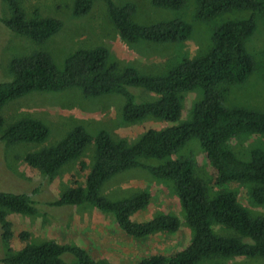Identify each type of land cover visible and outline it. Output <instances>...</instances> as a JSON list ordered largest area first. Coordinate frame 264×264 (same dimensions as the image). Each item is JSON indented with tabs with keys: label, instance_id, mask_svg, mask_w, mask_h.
<instances>
[{
	"label": "trees",
	"instance_id": "16d2710c",
	"mask_svg": "<svg viewBox=\"0 0 264 264\" xmlns=\"http://www.w3.org/2000/svg\"><path fill=\"white\" fill-rule=\"evenodd\" d=\"M6 1L9 17L0 20L13 32L42 43L55 34L61 22L54 17L27 18L20 0ZM109 19L120 37L127 42H182L192 32V23L175 16L150 24L133 20L135 4L122 5L103 0ZM186 0H151L154 6L180 9ZM93 0H74L73 13L82 15ZM193 17L209 20L225 13L243 16L220 21L212 32V43L202 54L183 57L161 74H143L133 66L121 68L108 61V50L102 45L79 48L68 55L59 67L49 53L37 50L12 57L7 70L12 79L0 82V140L6 144L42 142L48 128L34 117H21L6 124L2 106L10 100L33 91H62L78 87L86 96L117 93L124 97L122 118L135 122L154 116L171 124L147 128L135 141L114 139L107 131L89 134L83 126L71 128L55 144L26 152L23 160L46 176L55 174L64 164L78 158L86 146L94 145V159L83 185L74 184L61 192L52 204H89L113 218L118 228L133 238L178 229L177 216L159 213L136 221L131 215L144 208L151 199L146 190L110 199L101 193L103 183L113 175L133 167H143L157 178L173 182L192 230L189 242L170 254L149 253L120 264H200L209 260L243 256H264V215L253 216L238 201L232 183L252 186L249 197L264 203V148L255 146L239 156L231 142L244 135H264V111L243 106H226L224 98L229 85L242 83L253 71L254 60L246 40L254 32L257 17L264 15V0H194ZM130 87H139L158 95L154 100L137 101ZM200 89L202 96L191 109L190 117L180 121L181 93ZM196 139L214 170L209 184L194 172L190 158L178 156L190 139ZM177 155L176 157H173ZM148 160L158 162L150 163ZM84 166L83 161L80 162ZM214 188V189H213ZM33 214L36 207L27 193L0 191L1 238L12 236L11 221L6 212ZM19 236L24 244L0 257L5 264H99L88 249L53 239L27 242V231Z\"/></svg>",
	"mask_w": 264,
	"mask_h": 264
},
{
	"label": "rangeland",
	"instance_id": "374dc122",
	"mask_svg": "<svg viewBox=\"0 0 264 264\" xmlns=\"http://www.w3.org/2000/svg\"><path fill=\"white\" fill-rule=\"evenodd\" d=\"M112 1L118 5L134 3L136 9L132 18L137 23L150 24L179 16L192 23V32L182 42L142 40L132 43L120 37L109 19L103 0H93L91 8L82 15L73 13L74 0H20L27 18L54 17L61 22V27L47 40L38 43L13 32L0 20V82L12 79V74L5 70V65L12 57L43 50L61 67L65 58L75 50L97 45L107 48L108 61L115 62L119 68L130 65L143 74H161L183 57L204 53L211 45L212 32L220 21L244 15L225 13L209 20H197L193 17L194 0H186L185 5L177 10L154 6L151 0ZM10 14L7 2L0 0V17L6 18ZM246 48L254 60L253 71L242 83L228 86L224 104L264 111V15L257 17L256 28L246 40ZM130 90L137 101L158 97L139 87H130ZM201 96L202 91L198 88L181 93L180 121L190 117L194 103ZM123 104L124 97L120 94L86 96L80 88L72 87L62 91H33L2 106L1 114L6 123L25 116L34 117L46 124L48 135L42 142H21L6 149V155L16 154L15 162L9 160L6 164L9 170L15 172V176H3L0 172V191L29 194L37 210L33 214L7 210L5 217L12 223V236L7 242L4 241L0 229V257L18 250L24 244L19 236L21 231H27L29 243L53 239L83 246L99 264L125 263L149 253L170 254L189 242L192 230L185 220L184 210L171 180L154 177L143 167H133L113 175L103 183L101 193L110 199L123 198L141 190L150 193V202L131 215L133 220H145L159 213L172 214L180 220L178 229L173 232H157L147 237L133 238L121 231L111 216L89 204H52L71 185L84 184L94 159L93 143L88 144L78 158L64 164L52 176H46L39 169L29 166L23 157L20 158L26 152L55 144L76 125L83 126L91 135L105 130L114 139L133 142L147 128L160 129L171 124L154 116H146L135 122L124 121ZM230 145L239 156H244L252 147L264 148V135H244L233 140ZM178 156L190 158L195 174L209 184L212 182L214 170L196 139L187 141ZM251 186L250 183L227 185L235 191L239 203L253 216L264 215V203H256L249 197ZM65 258L74 264L70 256ZM200 264H264V256H235Z\"/></svg>",
	"mask_w": 264,
	"mask_h": 264
},
{
	"label": "crops",
	"instance_id": "0c3cea01",
	"mask_svg": "<svg viewBox=\"0 0 264 264\" xmlns=\"http://www.w3.org/2000/svg\"><path fill=\"white\" fill-rule=\"evenodd\" d=\"M5 70H7V65H5ZM7 72H8V70H7ZM16 99H13V100H16ZM13 100H10V101H13ZM18 111H19V109L17 110V114H18ZM14 121H12V122H14ZM6 124H9V123H6ZM0 144H1V148H2V154L0 155V172H1V174L3 176H6L8 174V177H13V176H15V172L12 171V170H9V168L7 167L6 164H7V162L9 160H12V162H15V160H16V154L14 153L12 155H6L5 152H6V149H8L9 147L13 146L14 144H6L2 140H0ZM24 154L20 157L21 159L24 156ZM5 170H7L8 173Z\"/></svg>",
	"mask_w": 264,
	"mask_h": 264
}]
</instances>
